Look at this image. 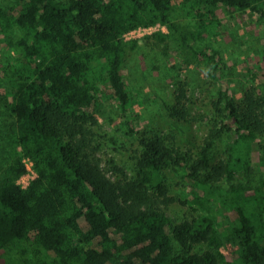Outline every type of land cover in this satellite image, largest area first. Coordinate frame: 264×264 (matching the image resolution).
<instances>
[{"label": "trees", "instance_id": "obj_1", "mask_svg": "<svg viewBox=\"0 0 264 264\" xmlns=\"http://www.w3.org/2000/svg\"><path fill=\"white\" fill-rule=\"evenodd\" d=\"M16 5H0V46L18 53L4 67L12 118L1 128L0 250L16 248L25 264H264V180L234 182L237 171L254 173V147L264 150L258 141L264 97L250 96L241 108L229 102L238 138L229 159L213 167L210 152L222 130L207 138L192 162L159 138L143 141L134 180L114 181L87 151L83 124L101 103V86H110L123 112L133 103L123 62L138 41H125L124 35L165 25L169 33L157 37L172 36L185 53L203 57L206 73L218 79L217 51L197 45L207 29L177 23L173 0H17ZM222 5L248 9L264 21V0H194L192 8H210L214 16V7ZM25 159L36 171L26 187L18 182L28 172ZM170 166L180 167L191 186L183 203L202 212L180 224L167 213L177 201L161 175ZM223 177L228 188L220 183ZM200 242L212 249L192 254ZM229 245L238 246L232 262L222 252Z\"/></svg>", "mask_w": 264, "mask_h": 264}, {"label": "rangeland", "instance_id": "obj_2", "mask_svg": "<svg viewBox=\"0 0 264 264\" xmlns=\"http://www.w3.org/2000/svg\"><path fill=\"white\" fill-rule=\"evenodd\" d=\"M16 3L17 0H0L5 8L17 7ZM193 4L194 0H173L172 17L192 31L207 29L197 45L209 53L217 51L222 64L220 76L211 78L206 73L207 60L185 53L172 36L160 40L159 33H169L165 25L158 23L127 32L125 41H138L135 48L127 49L123 62L127 89L133 97L131 108L123 112L111 99L110 86L102 85L101 103L88 112L93 113V117L83 124L87 151L99 160L104 172L114 181L137 177L143 141L155 138L192 162L200 158L207 138L222 130L210 152V161L212 167L227 161L230 148L238 138L236 125L228 118L229 102L241 108L250 96L264 97V21L248 9L216 6L212 16L210 8L194 10ZM17 56L15 49L0 46V142L4 121L10 122L12 118L8 110L9 77L4 67L12 66ZM173 109L183 111L185 117L174 113ZM258 141L264 143V133L259 134ZM263 157V148L254 147V173L237 171L235 184L260 185L264 180ZM28 164V173L18 181L22 186L36 176L33 164ZM161 175L170 195L177 199L167 211L174 224L202 214L183 203L191 197L192 190L180 167H166ZM220 183L224 188L229 187L226 177ZM173 246L176 253L183 252L175 239ZM211 249L207 242H200L191 253L204 254ZM237 250L236 245L223 247L225 261H234ZM0 264L25 263L18 250L9 247L0 250Z\"/></svg>", "mask_w": 264, "mask_h": 264}, {"label": "built area", "instance_id": "obj_3", "mask_svg": "<svg viewBox=\"0 0 264 264\" xmlns=\"http://www.w3.org/2000/svg\"><path fill=\"white\" fill-rule=\"evenodd\" d=\"M25 162H26L27 168H28V170H29L30 166H29L28 163H29V162H30L31 164H33V163H32V161L29 160V159H25ZM33 166H34V165H33ZM27 173H28V172H27ZM27 173H26V174H27ZM35 173H36V171H35ZM26 174H25V175H26ZM27 185H28V184H27ZM27 185H26V186H27ZM26 186H24V187H26Z\"/></svg>", "mask_w": 264, "mask_h": 264}]
</instances>
